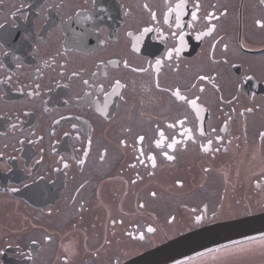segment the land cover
<instances>
[{"label": "flooded vegetation", "instance_id": "obj_1", "mask_svg": "<svg viewBox=\"0 0 264 264\" xmlns=\"http://www.w3.org/2000/svg\"><path fill=\"white\" fill-rule=\"evenodd\" d=\"M178 3L0 0V264H120L264 212V0Z\"/></svg>", "mask_w": 264, "mask_h": 264}, {"label": "water", "instance_id": "obj_2", "mask_svg": "<svg viewBox=\"0 0 264 264\" xmlns=\"http://www.w3.org/2000/svg\"><path fill=\"white\" fill-rule=\"evenodd\" d=\"M264 233V213L230 220L181 234L122 264H174L225 241H235Z\"/></svg>", "mask_w": 264, "mask_h": 264}, {"label": "snow or ice", "instance_id": "obj_3", "mask_svg": "<svg viewBox=\"0 0 264 264\" xmlns=\"http://www.w3.org/2000/svg\"><path fill=\"white\" fill-rule=\"evenodd\" d=\"M145 7H147V5H145ZM183 8H184V0H181V3H178V4L175 5V9L177 10V13H179V11L182 10ZM198 9H199V6L197 5V10ZM168 11L172 12L173 11L172 7H169ZM152 15H153V19H155V13H153ZM191 15H192V19L193 20H197L198 19L197 12H192ZM211 16H212V14L209 13V17H211ZM257 23L259 24L260 21H257ZM176 24H177L178 27L180 26V15L179 14H177V16H176ZM214 27L215 26L213 25V28L210 29L209 31L214 30ZM145 31H150V29H145ZM180 38H181V40L183 39L182 35H181ZM225 47H227V46H225ZM176 51H177V54H178L179 53V49H176ZM155 63L157 65V70H158L159 66L161 65V60L157 59L155 61ZM124 64L127 67V61H125ZM135 71L143 72V71H146V69H142V68L141 69H135ZM74 75H75V73H74ZM198 79L199 80H208L209 77L200 76V77H198ZM85 83H87V81H85ZM121 87H124L121 84V81L118 80V79L115 80L114 84H113V91H115L116 89L121 88ZM157 87H159L158 84H157ZM193 87H195V85H193ZM199 91L203 92L204 88L201 87L199 89ZM172 95L178 102L186 103L191 109H194L195 112H196L197 117H199L200 111H203V108H200L197 105V101L199 100V97H195L193 99H188L186 95H182L181 94V91H180L179 88H177L174 92H172ZM246 111L250 112L251 109H247ZM186 122H187V117H185L183 119H178V120L175 121V123L168 124V128H175L177 124L183 126ZM198 130H199L200 134L203 136L204 132H205L203 126L199 127ZM213 131H215V129H213ZM181 134L182 135L186 134L188 139H193L192 130L189 129V128H183V132ZM157 135H158L159 138L154 141V143H155L157 148H161L162 146H164L166 144L167 148L175 149L176 146L181 143V141H178L175 137H173L171 139L170 143H167V138H166L165 133H164L163 130H159L158 129ZM262 135H264V133H262ZM144 139H145V137L143 135L138 136L137 137V143L138 144H142ZM220 139H221V137H219V136L216 137V140H220ZM90 143H91V141H89V144ZM212 143H213V141L211 139H209L207 141V145H201V150L204 151V152H207L209 150L210 146L212 145ZM121 144L124 145V146H127L126 142L123 141V140L121 141ZM138 151L140 153V156L144 155V152H143L142 148H140ZM161 154L167 161H173L175 159L174 156L169 155L168 152H166V151L162 152ZM103 159H104V156L102 155L101 156V160H103ZM148 159L152 162V167L155 168L156 167V157H155V155H150L148 157ZM80 163H83V161H80ZM141 163H143V161H141ZM65 167H67L66 164H65ZM131 167H135V165H131ZM205 171H208V170L205 169ZM152 174L153 173H150V175H152ZM132 183H136V181L134 180V181H132ZM176 183H177L178 186H182V181L178 180ZM12 191H15V189H12ZM151 196L155 197L156 196V192H152ZM139 207L143 208L144 207L143 203H141L139 205ZM195 219H196V221L199 222V221H201L202 217L197 216ZM172 220H174V217L172 218ZM170 222H172V221H170ZM113 223H115V221H113ZM155 231H156V229L154 227H152L151 225L147 226V228H146V232L147 233H154ZM129 235H131V234H129ZM143 238H144V234L141 233L140 239H143ZM45 239L51 240V237H46ZM208 251H211V250L209 249Z\"/></svg>", "mask_w": 264, "mask_h": 264}, {"label": "rangeland", "instance_id": "obj_4", "mask_svg": "<svg viewBox=\"0 0 264 264\" xmlns=\"http://www.w3.org/2000/svg\"><path fill=\"white\" fill-rule=\"evenodd\" d=\"M178 204L176 200L169 201L170 207H177ZM156 236L161 239L160 236ZM180 264H264V237L245 240Z\"/></svg>", "mask_w": 264, "mask_h": 264}]
</instances>
